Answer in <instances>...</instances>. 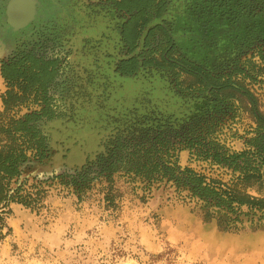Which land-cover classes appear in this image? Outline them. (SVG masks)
<instances>
[{"label": "rangeland", "instance_id": "obj_1", "mask_svg": "<svg viewBox=\"0 0 264 264\" xmlns=\"http://www.w3.org/2000/svg\"><path fill=\"white\" fill-rule=\"evenodd\" d=\"M2 1L0 69L16 56L55 62L54 77L29 87L14 113L39 111L47 97L65 117L44 127L49 160L21 179L45 192L43 208L11 204L2 215L0 264H264V227L221 231L169 183L148 191L116 172L77 194L53 179L90 170L127 123L144 139L171 125L172 160L228 184L230 172L183 150L185 130L196 117L194 137L236 152L264 130V0H40L34 22L9 35ZM30 3L23 21L11 20L26 22ZM134 57L137 71L124 74L121 63ZM8 89L0 72V112Z\"/></svg>", "mask_w": 264, "mask_h": 264}, {"label": "trees", "instance_id": "obj_2", "mask_svg": "<svg viewBox=\"0 0 264 264\" xmlns=\"http://www.w3.org/2000/svg\"><path fill=\"white\" fill-rule=\"evenodd\" d=\"M136 60L135 57L129 59L133 63ZM0 72L9 88L1 97L3 109L0 112L1 237L4 227L2 215L8 213L11 204L36 212L43 208L45 192L38 184L29 185L27 179H21L33 163L44 165L49 160L50 139L44 127L58 115L50 110H41L18 116L14 109L21 106L27 97L22 88L15 92L13 87L22 86V82L19 84L22 73L11 77L2 68ZM126 124L119 130L115 129L113 138L102 144V153L96 158L100 172L82 169L73 175L67 173L53 179L81 194L98 177L103 175L109 181L114 173L123 172L132 180L145 184L148 191L152 185L165 182L174 186L178 193H186L183 200L194 202V209L202 220L215 221L221 231L238 232L246 225L250 228L264 227V136L249 140L247 145L251 149L232 153L215 142L203 143V139L202 143H186L183 149L197 152L196 161L208 162L210 166L231 173V180L225 184L190 168H180L176 160L171 161L173 156L162 159L165 158L164 152L177 150L171 141L165 140L167 127H156L152 133L148 130V134H154V137L144 139L134 125ZM250 191H255L257 196Z\"/></svg>", "mask_w": 264, "mask_h": 264}, {"label": "flooded vegetation", "instance_id": "obj_3", "mask_svg": "<svg viewBox=\"0 0 264 264\" xmlns=\"http://www.w3.org/2000/svg\"><path fill=\"white\" fill-rule=\"evenodd\" d=\"M10 1L11 0H7V3L9 4L10 3ZM3 2V6L5 5V2H6V0H4V1H2ZM39 2H40V0H32V8H33V15H32V18L29 20V21H31L32 19H35V17L39 14L38 13V7H39ZM161 3H162V1H161ZM4 10V9H3ZM3 12V11H2ZM3 18H4V16H3ZM4 20H5V22L3 21V23L5 24L4 26H8L7 28H9V29H11L12 28V25H10L9 24V22H8V19H7V15L5 16V18H4ZM29 21H27V22H29ZM34 22V21H33ZM8 23V24H7ZM23 25V24H22ZM27 25H30V23L29 24H27ZM32 25V24H31ZM6 29V28H5ZM4 29V30H5ZM22 30V29H21ZM20 30V31H21ZM4 34L5 35H9V34H12V33H10L9 31L8 32H6V31H4ZM26 54H29V52H26ZM138 60V59H137ZM136 60V62L135 63H133V62H130L129 60H127V61H124V62H122L121 64H122V66H123V69H122V72L124 73V74H127L128 72H130L131 71V73L130 74H133L134 72H136L137 71V69H138V61ZM29 64V65H27V64ZM40 65V66H39ZM28 66V67H27ZM38 66V67H37ZM1 68L3 69V71L5 72V73H7L9 76H11V77H14V76H18L17 74H20V73H22V78H20V80L19 81H22V92H23V94L26 96V97H29V95H27V92H28V88L29 87H38V89H39V87H42V86H44L43 84H45V82L47 83V77H54L53 76V74H54V70H55V62H52V63H44L43 61H41L40 60V58H37L36 56H31L30 58H28V57H19V56H16V57H11L8 61H3V62H1ZM130 74H127V75H130ZM8 84V83H7ZM24 87V88H23ZM231 88H233V89H235L236 87L235 86H231L230 88H229V86H226L225 87V85H223V88H222V90L223 91H226L227 89L228 90H232ZM239 91L241 92V95L242 96H245L247 99H248V101L250 102V104H253L252 102H251V97L249 96V94L247 93V92H245V91H241L240 89H239ZM251 98V99H250ZM41 106V108H40V110L39 111H41V110H50V111H52V112H54L55 113V115H58V117L57 118H54V119H56V120H61V118L63 119V117H65V115L63 114V112L62 111H60V110H58V108H55V106H52L51 105V103H49L48 101H47V97H44V100H42V104L40 105ZM152 116V115H151ZM198 118V117H197ZM54 119H52V121L54 120ZM198 120L196 119V117H192V118H190L189 119V121H188V123H189V127H186V130H185V136H184V147H185V145H186V143H189V142H200L202 139V141H203V143H208V142H210V141H212V142H215V143H217V144H219L220 146H223L225 149H228L229 151H230V153H232V152H236V151H231L229 148H227V147H225V145H223V144H221L218 140H215V139H208L207 140V138L206 137H201V135L200 136H198V137H194L193 136V134L195 133V134H197L198 132H199V124H198ZM261 123L262 124H264V121H261ZM161 126V125H160ZM163 126V125H162ZM169 126H171V125H169ZM169 126H167V125H165V127H167V129H165L164 130V132H166L167 133V130H171V128H168ZM189 128H190V130H189ZM119 130V129H118ZM161 130V129H160ZM183 131H184V129H183ZM172 131H170V133H171ZM259 133H257L256 134V136H255V138H257V137H260V136H264V130L261 128V129H259V131H258ZM261 133H263V134H261ZM166 135H168V134H166ZM156 137V136H155ZM110 138H113V137H109V138H107L105 141H107L108 139H110ZM163 139H165V137L163 138ZM253 139V138H252ZM165 140H167V141H170L168 138H166ZM164 140V141H165ZM249 140H251V139H249ZM248 140V141H249ZM202 141H201V143H202ZM248 141H247V143H248ZM104 143V142H103ZM166 143V142H165ZM247 143H246V145H247ZM247 147L248 148H250L248 145H247ZM101 148H102V144H101ZM176 148V147H175ZM177 149V148H176ZM251 149V148H250ZM178 150V149H177ZM177 150H175V151H177ZM183 150H188V149H183ZM246 150H249V149H245V150H243V151H246ZM175 151H168V152H164V154L165 155H163V157H167V156H173L171 159H173V158H175ZM243 151H239V152H243ZM191 152V155H195V157H196V159H197V152H194V150H192V151H190ZM193 152V153H192ZM99 154H101V153H99ZM99 154L97 155V157L99 156ZM173 154V155H172ZM96 157V158H97ZM169 158V157H168ZM174 160H176V159H174ZM171 161H173V160H171ZM177 161V160H176ZM177 165H178V162H177ZM181 168V167H180ZM184 168H189L188 166L187 167H184ZM191 169V168H190ZM82 170V169H81ZM100 164H98L96 161L91 165V167H90V171H92V173L93 172H100ZM193 170V169H192ZM195 171V170H194ZM75 172H77V171H75ZM74 172V173H75ZM79 172V171H78ZM196 172V171H195ZM73 173V174H74ZM200 174V173H199ZM203 175V174H202ZM216 180V179H215ZM219 181V180H218ZM176 192H177V190H176ZM178 193V192H177ZM181 193H183V192H181ZM178 194H180V193H178ZM184 201V200H183Z\"/></svg>", "mask_w": 264, "mask_h": 264}, {"label": "bare ground", "instance_id": "obj_4", "mask_svg": "<svg viewBox=\"0 0 264 264\" xmlns=\"http://www.w3.org/2000/svg\"><path fill=\"white\" fill-rule=\"evenodd\" d=\"M31 0H19V1H10L8 4V11H7V19L10 25L12 26H21L22 24L27 23L32 18V15L30 14L27 18L26 22L17 24L15 22H21L23 21L29 14V11H31ZM11 19H13L15 22H13Z\"/></svg>", "mask_w": 264, "mask_h": 264}, {"label": "water", "instance_id": "obj_5", "mask_svg": "<svg viewBox=\"0 0 264 264\" xmlns=\"http://www.w3.org/2000/svg\"><path fill=\"white\" fill-rule=\"evenodd\" d=\"M3 12H2V16H1V20H2V22L4 21L5 22V20H4V18H5V16L7 15V11H8V3H7V0H6V2H5V5L3 6ZM3 16H4V18H3ZM34 21V19H32L31 21H29V22H27V23H25V24H23V25H21V26H12V28L11 29H9V28H7L6 26H5V30L4 31H6V32H10V33H15V32H19L21 29H23L25 26H27V24H29V23H32ZM8 24V23H7ZM5 25V24H4Z\"/></svg>", "mask_w": 264, "mask_h": 264}]
</instances>
